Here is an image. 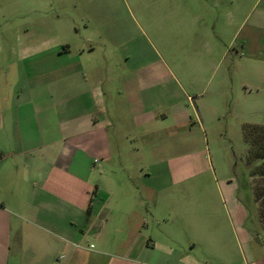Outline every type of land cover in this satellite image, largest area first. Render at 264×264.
I'll list each match as a JSON object with an SVG mask.
<instances>
[{"label":"crops","instance_id":"crops-1","mask_svg":"<svg viewBox=\"0 0 264 264\" xmlns=\"http://www.w3.org/2000/svg\"><path fill=\"white\" fill-rule=\"evenodd\" d=\"M158 1L153 12L203 26L210 54L223 45L241 70L264 67V0ZM111 2L2 0L0 264H264L249 262L264 234L249 227L236 181L226 195L206 150L194 164L178 155L196 129L185 138L192 117L176 72H106L114 67L84 47L92 38L74 47V12L116 20ZM247 90L243 106L260 116L264 100ZM199 94L205 130L223 116L222 100ZM208 177L219 197L187 206L171 194Z\"/></svg>","mask_w":264,"mask_h":264},{"label":"rangeland","instance_id":"rangeland-1","mask_svg":"<svg viewBox=\"0 0 264 264\" xmlns=\"http://www.w3.org/2000/svg\"><path fill=\"white\" fill-rule=\"evenodd\" d=\"M255 1L251 0V7ZM108 2L111 1L107 0V4ZM153 2L154 0H112L111 3L119 8L114 14L116 20L106 17L105 22L96 13L83 14L75 11L80 35L74 47L82 48L83 40L92 38L95 44L87 43L84 47L87 52L94 51L93 55L105 58L106 67H114L113 71L106 72H176L180 82L186 87V108L192 117V123L185 129V138H190L189 129H196L191 145H187L178 155L184 156L182 159L187 164H194L199 158L197 150H206L207 161L214 165L216 180L221 183L224 193L227 195V179H234L239 186V197L249 211V227L262 232L258 222L259 206L252 199L254 194L251 186H254L256 179L249 174L255 168V163L248 162V144L243 129L246 124L264 125V105L257 108L260 116L253 115V106L244 108L247 99L243 88L245 85L247 91H254L249 95L250 100L258 94L264 100V67L257 72L251 68L241 70L236 67L238 62L235 65L230 56H223V45H217L216 52L210 54V48L214 45L206 35H202L201 32L205 31L203 26H198L197 29L185 28L176 14H166L162 10L153 12L154 8L150 7ZM263 4L259 2L258 9ZM0 5H3L2 0ZM158 6H161L159 1ZM92 46L95 50H92ZM212 61L214 64L211 65ZM232 64L235 65L233 71L230 70ZM202 91L205 100L210 97L222 100L223 112L220 120L210 117L205 130H200L194 113L197 100H203L199 94ZM188 96H191V100ZM169 157L174 158L172 153ZM193 183L191 178L172 186L171 194L175 190L180 201L187 206L194 199L219 197L218 191L213 187V179H204L205 184L200 188ZM260 238L262 243L254 245V257L249 258L250 263L264 259V235ZM234 246L238 250L236 242Z\"/></svg>","mask_w":264,"mask_h":264},{"label":"trees","instance_id":"trees-1","mask_svg":"<svg viewBox=\"0 0 264 264\" xmlns=\"http://www.w3.org/2000/svg\"><path fill=\"white\" fill-rule=\"evenodd\" d=\"M244 137L249 145L248 162L255 163L250 176L256 179L253 187L255 201L259 206V222L264 234V125H244Z\"/></svg>","mask_w":264,"mask_h":264},{"label":"built area","instance_id":"built-area-1","mask_svg":"<svg viewBox=\"0 0 264 264\" xmlns=\"http://www.w3.org/2000/svg\"><path fill=\"white\" fill-rule=\"evenodd\" d=\"M93 247V246H92Z\"/></svg>","mask_w":264,"mask_h":264}]
</instances>
